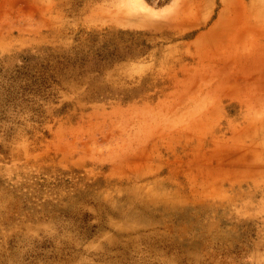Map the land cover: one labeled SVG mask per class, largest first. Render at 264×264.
<instances>
[{"label":"rangeland","instance_id":"rangeland-1","mask_svg":"<svg viewBox=\"0 0 264 264\" xmlns=\"http://www.w3.org/2000/svg\"><path fill=\"white\" fill-rule=\"evenodd\" d=\"M227 4L233 69L223 0H0V264H264V0Z\"/></svg>","mask_w":264,"mask_h":264},{"label":"bare ground","instance_id":"bare-ground-1","mask_svg":"<svg viewBox=\"0 0 264 264\" xmlns=\"http://www.w3.org/2000/svg\"><path fill=\"white\" fill-rule=\"evenodd\" d=\"M228 1L229 0H223V6H227L226 8L229 12V16L226 21V27H225L226 30L224 32L219 31L220 25L222 23L221 18H223L222 16L223 14L221 15L220 13L222 17H220V21H218L211 30V33L209 34V37H208V45L209 47L214 46L218 50L220 49L223 50L225 49V47H228L229 55H227L226 60L228 61L229 64H231L230 67H232L233 69V68H237L238 60L244 59L242 57H245V55L248 53L247 50L244 52L239 51L240 49L239 43L241 42V39H244V37L241 34L242 27L244 25L249 24L252 20L250 21V17L247 18L246 16L247 9L246 10L244 9L245 13H242V7H244L242 4H241L242 7L240 6L241 7L240 11L237 12V11H234L231 8V6H228L227 4ZM206 25H207V22L205 21L202 24H200V27H205Z\"/></svg>","mask_w":264,"mask_h":264}]
</instances>
